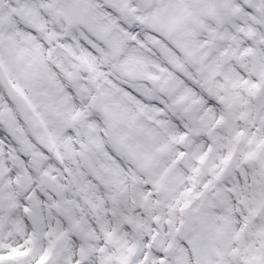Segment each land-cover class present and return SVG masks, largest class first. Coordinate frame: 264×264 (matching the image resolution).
Segmentation results:
<instances>
[{
	"label": "snow or ice",
	"instance_id": "1",
	"mask_svg": "<svg viewBox=\"0 0 264 264\" xmlns=\"http://www.w3.org/2000/svg\"><path fill=\"white\" fill-rule=\"evenodd\" d=\"M0 264H264V0H0Z\"/></svg>",
	"mask_w": 264,
	"mask_h": 264
}]
</instances>
